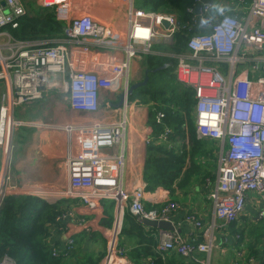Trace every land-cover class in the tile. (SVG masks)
<instances>
[{
  "label": "built area",
  "instance_id": "built-area-1",
  "mask_svg": "<svg viewBox=\"0 0 264 264\" xmlns=\"http://www.w3.org/2000/svg\"><path fill=\"white\" fill-rule=\"evenodd\" d=\"M27 1L0 0V36L7 37L6 41H0V80L6 86L0 94V207L9 194L7 170L14 131L28 124L15 115L17 107L60 91L65 94V105L73 111L96 113L101 109L103 94L124 90L131 59L152 52L154 42L160 38L167 44L172 43L180 28L174 13L132 6L128 12L127 35L117 36L90 15L71 14L69 0H37L39 6L56 8L57 18L66 23V36L60 40L18 39L10 29L20 27L27 12ZM201 2L197 0L188 9L193 16L188 26L187 51L177 56L174 74L178 82L194 90L198 137L215 141L217 145V182L210 192L214 219L204 232L195 233L189 240L176 231H164L159 250L175 251L194 264H211L217 245L211 229L218 226V221L225 226L235 222L245 211L251 193H257L262 199L259 217L264 218V0H234L228 9L219 11H213L207 2L196 13ZM87 40L95 43L99 54L107 56L123 50L126 57L118 60L113 54L109 59L96 61L95 68H88L76 51L83 48V52H90ZM129 104L128 99L124 107ZM164 117L163 111L157 113L158 122ZM58 127L70 140L66 197L79 199L97 213L103 202L111 201L121 212L128 207L142 218L173 221L178 202L148 208L146 200L154 197L160 201L163 196L152 192V198H148L146 183L138 185L133 192L127 191L122 186L123 155L103 153L104 148L121 142L125 121H92ZM168 134L169 129L160 135V140H166ZM152 141L154 137L147 139L148 144ZM74 142L79 145L78 151L73 148ZM206 181L209 183L210 179ZM65 216L63 212L57 220ZM184 221L197 227L203 225L193 213L186 214ZM84 223L81 217L79 224ZM73 244L74 238L70 235L65 253ZM58 253L54 248V255ZM110 256L111 252L108 259ZM108 259L103 264L124 263L123 257ZM0 264L17 263L4 255Z\"/></svg>",
  "mask_w": 264,
  "mask_h": 264
},
{
  "label": "crops",
  "instance_id": "crops-1",
  "mask_svg": "<svg viewBox=\"0 0 264 264\" xmlns=\"http://www.w3.org/2000/svg\"><path fill=\"white\" fill-rule=\"evenodd\" d=\"M69 1L71 3V14L90 15L94 20L111 28L117 36L123 37L127 35L128 31V12L130 8L132 6L142 7L137 3L136 0ZM233 1L234 0H210L208 3L212 5L213 11H219L228 9L232 5ZM37 4L39 3L37 2ZM39 7L43 8L42 6ZM3 40L6 41L7 37L1 35L0 41L2 42ZM158 44L167 43H165L161 38L156 40L153 44L152 52L158 55L167 54V49L158 46ZM86 45L90 47V52H83V48L76 49V51L77 56L82 61V64L88 68H95L96 66H94V63L96 61L103 60L105 57L109 59L113 54L115 55L113 57L117 58L118 60L124 59L126 57V54L123 50L117 53L108 54L107 56H104L105 53L99 54L97 52L99 49L92 40H87ZM4 53H9V51L4 50ZM168 54L170 55V53ZM169 66V63H165L157 70L165 69ZM140 69H143L144 77L146 74L149 76V70L146 67V61L144 57L142 55H137L131 59L130 70L128 71L127 76L124 78V83L127 81L128 84L139 82L140 80L132 81L131 78H135ZM146 71H148V73H146ZM122 91H120L118 95H120ZM105 94H108V96L105 97L107 100L103 102L104 99H102L101 109L98 112L88 114L77 113L71 108L67 107L65 105L66 103H64L61 105V107H64L65 105L67 108L65 114L63 113V115H61L59 112H57L56 118L52 119L53 124L47 123L49 125L45 127L33 126V134L35 136H25L23 139V151L19 155L21 158L18 163L19 165H27L30 167L33 178L39 181L36 186L40 185L43 187L42 184H44L46 188H58L60 190L61 188H64L62 187V184H64L65 178L67 183H69L66 169V160L68 149L70 147V140L68 139L65 131L58 126L61 127L67 124L78 126L92 121H101L103 123L125 121L126 127L124 131V137L121 142L117 143L113 147L104 148L103 153L106 155H123L124 167L122 173V186L127 191L133 192L138 185H142V183L147 184L144 178L147 159V139L149 137H153L151 135L154 133V129L150 125V115L151 111L153 110V105L156 104V101L149 100L142 102L140 99H134L130 100L131 105L129 104L125 107L124 105L115 106L113 105L117 100L114 96L115 93ZM105 94H103V97H101L104 98ZM53 95L54 93L51 92L46 97ZM38 101L40 100L34 102ZM59 114L62 117H59ZM17 117L27 120L26 116L24 115H19ZM193 119L195 122V106ZM34 122L40 123V120ZM40 128L42 129L41 131L36 130ZM39 132L41 133V136H36V134ZM213 142L216 144L215 141ZM73 148L75 151H78L79 145L74 142ZM111 162L113 163L114 160ZM216 182L217 177L212 179V181L209 183H204V185H195V187L185 195L184 192H180L181 195L176 200L178 201L179 208L175 211L172 222L177 227L175 231L179 235L183 236V238L189 240L192 235L203 232L205 228L212 223L214 216L210 192H212L213 188L216 186ZM64 190L66 189L64 188ZM36 195H44L46 198L52 201H56L64 197L69 203L67 210L64 212L66 213V216L64 219L58 221V224L54 226L52 233L47 238L48 245L57 249L58 251L65 248L70 235H72L74 238L75 236H78L82 233H86V236H84L81 241V244H83L84 248L87 247V244L90 245L95 239L97 241H102L103 247L110 243L111 256L108 259L109 261L115 260L117 256H119V259L122 257L124 258V260H122V262H124L123 264H150L151 261L154 260V258L151 256L140 253L138 256H136L137 258H135L132 253L134 250L137 251L138 248L142 249L144 246H148L149 243H152V241L148 239L149 237H153V241L156 244L155 251H160L159 245L162 235L164 234V230L159 228L152 229L145 226L140 222V220H138L136 215H134L128 207H126L121 212L120 208L115 204V202L105 201L102 203L101 210L97 213L90 211L83 203H81L79 199L66 197V194H61L60 196L58 194L57 196L52 195L54 198H50L46 196V194ZM148 198H152L150 193L148 194ZM146 201V204H161L154 197ZM262 203V199L257 193H251L250 198L247 201L245 211L235 221V223H237L236 228L232 229L228 225L225 226L223 225L222 221L217 222L218 227L222 228L217 231V239L219 242L216 241L217 245L211 255V264H260L264 250V236H262V234H260V232H258L256 229H258L257 227L259 226L264 230L262 227V223L264 224V218L259 217L261 208L263 206ZM156 207L159 206L156 205ZM188 213H193L200 220H202V227H197L193 223L184 221V218ZM129 215L132 216V219L128 217ZM81 217H83L85 220L83 225L79 224V219ZM135 226L145 233L146 238L143 241L142 239L139 240L133 235L122 233L124 227L129 229ZM251 226L252 230L250 232ZM237 228L238 231H241L238 232V234L236 233ZM115 248L116 252H119L120 255H117V253L114 254ZM92 251L96 253L100 252L97 249ZM163 253L170 255H174L172 253H175L178 257H182L175 251ZM200 256L202 258L205 257L204 254H200ZM99 264H101V262Z\"/></svg>",
  "mask_w": 264,
  "mask_h": 264
},
{
  "label": "trees",
  "instance_id": "trees-1",
  "mask_svg": "<svg viewBox=\"0 0 264 264\" xmlns=\"http://www.w3.org/2000/svg\"><path fill=\"white\" fill-rule=\"evenodd\" d=\"M136 1L146 9L174 13L180 22L174 41L170 44H158L167 49L170 55H158L154 52L142 54L149 70V81L146 86L139 87L129 96L130 100L140 99L146 102L150 98L156 101L150 115L154 141L147 146L144 178L148 193L154 192L163 196L159 201V207H162L169 201H176L181 195L180 192L185 195L195 185L206 184L207 178L211 181L216 178L217 162L214 164L212 160L217 159V147L212 140L198 137L193 119L194 90L178 82L173 72L178 61L177 56L187 51L190 36L188 26L193 16L188 9L197 0ZM37 6V0L27 1V12L20 21V27L10 29L13 36L24 40L64 38L66 23L57 18L56 8ZM165 63L170 66L157 70ZM159 111L165 113L161 122H157ZM167 129V139L160 140V135ZM33 130L32 127L21 126L15 131L14 137L21 136V131L30 132L32 135ZM68 204L64 197L52 201L34 194H7L0 207V259L9 255L17 264H99L102 255L84 248L81 244L86 233L75 236L72 249L66 253L63 248L58 255H54V248L48 245L47 238L58 224L57 217L67 210ZM147 204L148 208L156 207L151 203ZM128 217L132 219L131 215ZM236 224L233 222L228 226L234 229ZM262 227L264 228L263 223ZM257 228L264 236V230L259 226ZM236 230V233L241 232L238 228ZM251 230L252 226L250 232ZM122 233L133 235L142 241L146 238L145 233L136 226L129 229L124 227ZM148 239L152 243L132 252L135 258L143 253L154 258L151 261L154 264H194L191 259L178 257L175 253L170 255L156 252L153 237ZM260 264H264V250Z\"/></svg>",
  "mask_w": 264,
  "mask_h": 264
},
{
  "label": "rangeland",
  "instance_id": "rangeland-1",
  "mask_svg": "<svg viewBox=\"0 0 264 264\" xmlns=\"http://www.w3.org/2000/svg\"><path fill=\"white\" fill-rule=\"evenodd\" d=\"M144 78H145L144 77V71H143V69H140L138 71V73L136 74L135 78H131V80L132 81H135V80L142 81ZM5 87H6L5 82L0 80V94L2 91L5 90ZM53 93H54L53 96L46 97V98H44L38 102H32V103H28L26 105H22L20 107H17L16 115L17 116H19V115L26 116V119H27L26 122L28 124H25L24 126L44 127L42 124L52 123V119L56 118L57 112H59L61 115H63V113L64 114L66 113L67 108L65 107V105H64V107H61V105H63L66 102L65 101L66 100L65 94L63 92H60V91H54ZM115 94H114V96L116 97L117 100L114 103L117 104L123 100V97L120 98L122 93L120 95H118V92ZM107 96H108V94H105L104 98H102L103 97V95H102L101 101H102V99H104L103 102L106 101L107 98H105V97H107ZM149 100H151V99L149 98ZM60 114H59V117H62ZM33 120L34 121L40 120V123L34 122ZM56 123H54V124H56ZM33 124H36V125H33ZM16 130H18V128ZM36 130L41 131L42 129L40 128V129H36ZM15 131H14V133H15ZM21 134H22L21 136L18 135V136H15L16 138L15 137L13 138V142H12V146H11L9 167L7 170V174L9 176V179H7V181H8L7 193L13 194V192H17V193H22V194H34V195L46 194V196H48L50 198H54L52 195L57 196V194H58L60 196L61 194H65L66 190L68 189V185H69V183H67V181H66V178L64 180V184H62V187H64L66 190H64V188H61L60 190L58 188L57 189L46 188L44 186V184H42L43 187H41L40 185L36 186V184L39 183V181H37V180H35V178H33L32 171L30 170V167H28L27 165H19L18 162L21 158V156H19V155L23 151V146H24V143H23L24 140L23 139L25 138V136H35L34 134L31 135L30 132H26V131H21ZM40 134L41 133L39 132L36 134V136H41ZM0 162H1V156H0ZM212 162L215 164V160H212ZM216 168H217V166H216ZM210 182H211V179H210ZM155 205L159 206V204H155ZM216 225H217V223H216ZM221 228L222 227L216 226L215 228L211 229L212 234H213V230H214V236L216 237L217 242H219L217 239L218 238L217 237V231ZM109 244H107V245H105V247H103L102 241H97L95 239L94 241H92V243L90 245L87 244L86 248H89L92 250L97 249L98 251H100V252H97L96 254L102 255L101 264H103V263L107 262V259L110 255V252H111ZM116 253H117V255H120L119 252L115 251L114 254H116Z\"/></svg>",
  "mask_w": 264,
  "mask_h": 264
},
{
  "label": "water",
  "instance_id": "water-1",
  "mask_svg": "<svg viewBox=\"0 0 264 264\" xmlns=\"http://www.w3.org/2000/svg\"><path fill=\"white\" fill-rule=\"evenodd\" d=\"M202 2L200 4H198L197 8H196V13H200V8L202 6L203 3H207L210 2V0H201ZM165 26H168V22L164 21ZM167 66V65H166ZM164 66V67H166ZM163 67V68H164ZM146 73H148V71H146ZM148 80H149V76L148 74H146L145 78L143 81H139V82H135L132 84H128V81L126 83V86L124 87V90L121 92V97H123V100L120 101L119 103H114L113 105H117V106H122L124 105V102L126 100H128V97L140 86H144L148 84ZM42 197H45L44 195H39ZM46 198V197H45ZM138 218V220H140V222L142 224H144L147 227L150 228H159L164 230L165 232H169V231H175L176 230V226L173 224V222L171 221H165V220H151V219H147V218H142L141 216H136Z\"/></svg>",
  "mask_w": 264,
  "mask_h": 264
},
{
  "label": "clouds",
  "instance_id": "clouds-1",
  "mask_svg": "<svg viewBox=\"0 0 264 264\" xmlns=\"http://www.w3.org/2000/svg\"><path fill=\"white\" fill-rule=\"evenodd\" d=\"M203 22V21H202Z\"/></svg>",
  "mask_w": 264,
  "mask_h": 264
}]
</instances>
